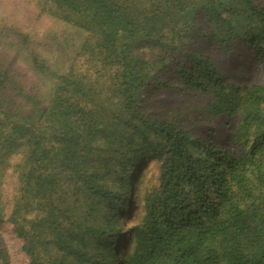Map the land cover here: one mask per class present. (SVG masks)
<instances>
[{"label":"trees","instance_id":"1","mask_svg":"<svg viewBox=\"0 0 264 264\" xmlns=\"http://www.w3.org/2000/svg\"><path fill=\"white\" fill-rule=\"evenodd\" d=\"M45 1L84 41L60 72L29 56L53 78L45 104L0 64V168L20 152L6 221L29 264H264V0ZM156 89L207 94L228 137L195 134L194 106L167 110ZM147 157L118 251L129 167Z\"/></svg>","mask_w":264,"mask_h":264},{"label":"rangeland","instance_id":"2","mask_svg":"<svg viewBox=\"0 0 264 264\" xmlns=\"http://www.w3.org/2000/svg\"><path fill=\"white\" fill-rule=\"evenodd\" d=\"M64 13L55 10L45 0H0V64H7L9 72L24 85V92L33 94L43 104L48 101V90L53 78L49 75L40 74V70L36 71L32 67L29 56L35 54L42 67L60 72L66 69L75 52L79 50L84 41V33L77 29L76 24L59 19V15H64ZM66 15L73 21L77 20L75 15ZM20 34L26 35L28 38L26 41L27 51L19 52ZM214 54L218 63H220L218 65L219 69L225 73L234 70L232 62H227L226 58L217 52H214ZM86 65L88 63H85L84 67ZM247 72L249 73V71ZM95 88L97 89V84H95ZM97 91V96H100L104 89L99 86ZM173 92H168L166 89H156V91L148 94L147 99L155 103L165 96L168 101L162 103H166L167 110H170L179 97L173 98ZM207 98H209L207 94L202 95L191 92L177 101L183 106L188 104H191V107L194 106L192 108L195 115L194 119H196L194 126L198 128L197 130L193 129L195 134L197 131H201L207 133L208 138H214L224 132L222 138L226 139L231 128L232 116L222 115L217 121L209 120L206 112L202 110ZM19 160L20 152L13 151L7 156V165L2 169L0 168V204H2L0 214L5 217V219L2 218L0 223V252L5 253V257H2L4 255L0 253V264H29L28 257L21 249L22 240L12 232L11 223L6 221L12 199L17 196L18 192L17 172L12 169V166ZM137 167L145 169L146 178L155 171L156 162L152 157H147L140 163H136L135 167H129L131 173L130 186L126 191L127 199L119 212L121 235L118 237L116 245L118 251L124 246L123 237L127 234V226L133 219L134 192L140 186L139 178L135 172ZM112 264H121L120 257H116Z\"/></svg>","mask_w":264,"mask_h":264}]
</instances>
